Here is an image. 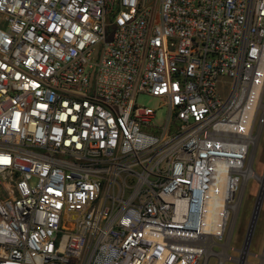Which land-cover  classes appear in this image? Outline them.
Returning <instances> with one entry per match:
<instances>
[{
    "label": "built area",
    "instance_id": "1",
    "mask_svg": "<svg viewBox=\"0 0 264 264\" xmlns=\"http://www.w3.org/2000/svg\"><path fill=\"white\" fill-rule=\"evenodd\" d=\"M263 99L264 0H0V264H224Z\"/></svg>",
    "mask_w": 264,
    "mask_h": 264
},
{
    "label": "rangeland",
    "instance_id": "2",
    "mask_svg": "<svg viewBox=\"0 0 264 264\" xmlns=\"http://www.w3.org/2000/svg\"><path fill=\"white\" fill-rule=\"evenodd\" d=\"M138 102L157 110L156 123H164L167 119L168 109L166 107L159 108L156 99L153 97L143 94L138 98ZM254 135L256 137L255 144L251 149L248 164L253 168L255 176L248 179L240 193L241 203L231 219L226 239L227 243L231 246L228 250L231 258H226L224 264H237L238 257L240 256L239 249H242L244 245L254 205L259 193L260 182L264 174V106L261 107L257 115ZM219 262V257L212 256L208 264H219ZM245 264H264V201Z\"/></svg>",
    "mask_w": 264,
    "mask_h": 264
},
{
    "label": "water",
    "instance_id": "3",
    "mask_svg": "<svg viewBox=\"0 0 264 264\" xmlns=\"http://www.w3.org/2000/svg\"><path fill=\"white\" fill-rule=\"evenodd\" d=\"M260 183L261 184H260L259 193H258V196L256 199V203L254 206L252 217H251V220L249 223V227H248L247 234L245 237L244 245H243L242 249H239L240 256L238 257L237 264H245L246 260H247V255L249 254V249H250L251 242H252V239L254 236L257 221L259 219V215L261 212V207H262V204L264 201V174L262 176ZM227 244L229 245V243H227Z\"/></svg>",
    "mask_w": 264,
    "mask_h": 264
},
{
    "label": "bare ground",
    "instance_id": "4",
    "mask_svg": "<svg viewBox=\"0 0 264 264\" xmlns=\"http://www.w3.org/2000/svg\"><path fill=\"white\" fill-rule=\"evenodd\" d=\"M263 106H264V103L261 104V107H263ZM246 175H247V176H250V175L255 176V172H254L253 168L251 167V165H248V167H247V171H246ZM210 219H213L212 212H210V215H209V218H208L209 222L212 221V220H210ZM223 257L225 258L224 255H223ZM222 260H223V259H222Z\"/></svg>",
    "mask_w": 264,
    "mask_h": 264
},
{
    "label": "flooded vegetation",
    "instance_id": "5",
    "mask_svg": "<svg viewBox=\"0 0 264 264\" xmlns=\"http://www.w3.org/2000/svg\"><path fill=\"white\" fill-rule=\"evenodd\" d=\"M256 203V202H255ZM263 205V204H262ZM255 206V205H254ZM262 208V207H261ZM254 210V209H253ZM253 213V212H252Z\"/></svg>",
    "mask_w": 264,
    "mask_h": 264
}]
</instances>
